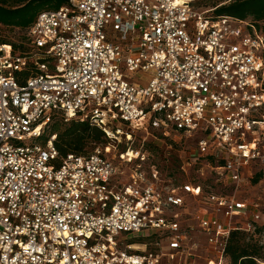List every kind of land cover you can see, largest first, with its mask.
Here are the masks:
<instances>
[{"label": "built area", "instance_id": "1", "mask_svg": "<svg viewBox=\"0 0 264 264\" xmlns=\"http://www.w3.org/2000/svg\"><path fill=\"white\" fill-rule=\"evenodd\" d=\"M199 1L67 0L26 50L0 45V264H228L231 234L261 224L264 35ZM57 117L108 144L61 157L41 142ZM139 134L192 139L179 171L203 183L121 148Z\"/></svg>", "mask_w": 264, "mask_h": 264}, {"label": "trees", "instance_id": "2", "mask_svg": "<svg viewBox=\"0 0 264 264\" xmlns=\"http://www.w3.org/2000/svg\"><path fill=\"white\" fill-rule=\"evenodd\" d=\"M66 4L67 0H0V25L10 29H18L23 33V38L19 43H8L0 40V45H12L15 53L20 49L26 50L28 44L27 31L34 24L39 14L48 10H57ZM214 8H216L215 16L227 15L252 21L264 35V0H230L229 3ZM24 75L27 76V73L22 74V76ZM53 135H56L54 144L61 157H66L69 154L86 155L97 146L108 144L99 128L90 125L88 122L78 120L64 122L62 126L54 125ZM46 140L47 138L44 137V142ZM152 141L154 143V140ZM156 166L161 174L169 176V174L163 173L157 164ZM179 167L180 162L178 166V173L180 174ZM260 178L261 175H257L252 183L257 184ZM206 184L213 188L216 187L210 179ZM261 231H264V225L261 224L255 225L253 232L234 231L226 250L228 264H259L264 262L262 245L257 240L252 239Z\"/></svg>", "mask_w": 264, "mask_h": 264}, {"label": "rangeland", "instance_id": "3", "mask_svg": "<svg viewBox=\"0 0 264 264\" xmlns=\"http://www.w3.org/2000/svg\"><path fill=\"white\" fill-rule=\"evenodd\" d=\"M230 0H200L199 4H197V7L200 9H213L215 6H221L224 4L229 3ZM23 38V33L18 30V29H10L7 27H4L0 25V40H4L8 43H19L20 40ZM64 121L62 120L61 117H57L47 128L45 131V136L46 138L50 137L53 135V128L54 125L59 124L62 126ZM152 137H149L147 141L144 143L143 142V135H138L137 138L133 137V141L131 142H124L123 140V145L121 146L122 149H127L128 147H131L133 150H141V151H146L147 155H149L150 160L152 162L156 163L160 170L163 173L169 174V179H177L176 182H188L192 181L193 183H203V177H201V174L196 172H192L189 175H182L181 173H178V166L180 162V158H186L189 157L191 154L194 153L195 150V143L192 139L185 140L179 144H171L170 141H166L165 143L162 142H156L154 140V143ZM152 141V142H151ZM41 142H44L42 140ZM144 144L143 149L142 145ZM91 150V148H89ZM115 151L112 150V156H114ZM118 162V160L116 161ZM174 177V178H172ZM204 177H208L206 174ZM117 180L121 181L122 183H126L128 181V176L118 178ZM210 181H213L215 183V180L210 179ZM217 188H220L218 186ZM246 188V187H245ZM248 191H252L253 195L255 193L261 192L259 188L253 186V187H248ZM230 190H225V192H229ZM262 195V194H260ZM187 199V202L189 205L194 204V200L191 199L188 196H185ZM241 222V219H234V224ZM246 225V223L244 224ZM261 225H264V219L261 222ZM251 238V237H250ZM252 239L257 240L260 245L263 247V254H264V231H261L259 234H256V236L252 237ZM259 264H264V262H260Z\"/></svg>", "mask_w": 264, "mask_h": 264}]
</instances>
